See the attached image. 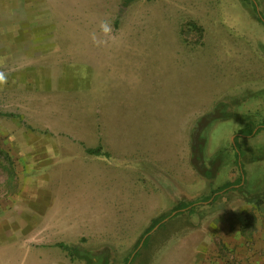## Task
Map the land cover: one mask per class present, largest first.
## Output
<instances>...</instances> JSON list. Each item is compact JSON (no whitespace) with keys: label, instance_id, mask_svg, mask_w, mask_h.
<instances>
[{"label":"rangeland","instance_id":"1","mask_svg":"<svg viewBox=\"0 0 264 264\" xmlns=\"http://www.w3.org/2000/svg\"><path fill=\"white\" fill-rule=\"evenodd\" d=\"M259 13L264 0H0V44L39 34L52 55L23 74L0 50V264H86L60 243L108 264H213L235 213L255 215L235 180L264 191ZM103 20L116 40L96 46ZM214 108L225 116L201 134L204 163H218L206 178L191 145Z\"/></svg>","mask_w":264,"mask_h":264},{"label":"crops","instance_id":"2","mask_svg":"<svg viewBox=\"0 0 264 264\" xmlns=\"http://www.w3.org/2000/svg\"><path fill=\"white\" fill-rule=\"evenodd\" d=\"M10 30V29H8ZM19 30V29H18ZM12 31H10L11 33ZM15 32V31H14ZM13 32V33H14ZM17 33V32H16ZM39 34L25 39L23 41L24 45L20 48H15L12 43H7L5 45L0 44V50H15L17 51L15 56L19 60L16 64H19L23 67L20 71L23 74H27L28 67H38L43 65V60L47 56L46 60H52V55L49 52H44V45L40 44ZM28 41H34L33 43ZM22 45V44H21ZM53 46V45H52ZM51 46V47H52ZM50 48V46H46ZM54 49V46L52 47ZM11 53V51H10ZM12 55V54H11ZM50 56V58H48ZM49 62V61H48ZM52 62V61H50ZM45 63V62H44ZM53 65V63H51ZM37 70V69H36ZM31 72V71H30ZM29 73V72H28ZM40 107V106H38ZM48 113L47 109L42 113ZM50 113V112H49ZM52 113V112H51ZM40 114V113H39ZM20 160L18 161V163ZM32 162H35L32 160ZM41 166V162H37ZM60 163H58L59 165ZM22 166L20 167L22 172ZM40 177H45V172L47 170H40ZM58 177H62L63 174H70L69 171L57 172ZM60 173V174H59ZM56 174V173H55ZM61 175V176H60ZM43 181V180H42ZM44 183L48 187L53 189L51 184H48L47 180H44ZM262 193V192H261ZM55 202V197H53V203ZM52 204V202H51ZM248 208L251 209V203H248ZM257 205V204H256ZM247 209L246 205L243 207ZM237 218L234 220L233 226L235 228L231 230L228 229V232L225 235L219 237V247L217 252H215L213 258V264H264V198L261 199L259 204L256 206L255 215H247L248 218L244 217L241 214L235 213ZM245 218V219H244Z\"/></svg>","mask_w":264,"mask_h":264},{"label":"trees","instance_id":"3","mask_svg":"<svg viewBox=\"0 0 264 264\" xmlns=\"http://www.w3.org/2000/svg\"><path fill=\"white\" fill-rule=\"evenodd\" d=\"M225 114L218 112V109L214 108L212 111H210L207 114H204L203 116H201L195 125V133H194V137H193V142L191 145V156H192V161L193 164H195V168L197 169L198 173L206 178H213L216 175V172L218 171V163L213 162L210 164V166H207L204 163L203 160V148L205 145V140L202 137V131L207 127V125L219 118L224 117ZM239 132L244 135V136H249L253 133V129H251L248 126H244L243 128H241L239 130ZM235 144V148H236V155L241 156L242 152L240 151V146L238 141H234ZM88 154H92V155H99L101 154L100 151V147H96L95 149H91V148H87L85 150ZM257 159H264V156L262 157H257ZM241 169L243 170V167L241 166ZM245 182L244 179V172L243 175L239 176L236 180H235V184L239 185L238 190L242 193L243 198L245 199L246 202L248 203H255V204H259V202L261 201L262 198H264V191L262 193L259 194H249L248 192L245 191L243 184ZM231 186V183H225L224 185H222L221 187H219L218 190H223L227 187ZM218 196L213 197V201H215L217 199ZM212 197L209 196L207 201L210 200ZM212 201V202H213ZM192 205V203H187V204H182L179 205L178 207H190ZM193 208H190L189 211H192ZM167 217H160L156 220L153 221V223L151 224V226L146 230L145 233H148L154 226H156L158 223H160L163 219H165ZM160 227H162V224L159 225ZM158 226V227H159ZM150 239V236H147L144 241H143V245H145ZM62 250L66 251L68 256L70 257V259H80V260H84V262L86 264H108V257L106 252L104 251H99L97 253H92L89 251H85L81 248L75 247V246H69V245H65L60 243L58 245Z\"/></svg>","mask_w":264,"mask_h":264},{"label":"clouds","instance_id":"4","mask_svg":"<svg viewBox=\"0 0 264 264\" xmlns=\"http://www.w3.org/2000/svg\"><path fill=\"white\" fill-rule=\"evenodd\" d=\"M100 31L102 33L101 37H98L97 33L93 32L91 34V40L93 44L96 46H102L109 42H115L116 35L114 33V29L111 21L103 20L100 22ZM7 83V75L5 72L0 71V85H4Z\"/></svg>","mask_w":264,"mask_h":264},{"label":"water","instance_id":"5","mask_svg":"<svg viewBox=\"0 0 264 264\" xmlns=\"http://www.w3.org/2000/svg\"><path fill=\"white\" fill-rule=\"evenodd\" d=\"M259 17H260V19H261L262 21H264V20L261 18L260 13H259ZM174 213H175V212H173L172 215H173ZM167 218H168V217H167ZM167 218L163 219L160 223H158L156 226H154V227H153L148 233H146V234L144 235V237L142 238V240L140 241L139 246L142 245L144 239H145V238H146L151 232H153L156 228H158V226H159L161 223H163L164 221H166Z\"/></svg>","mask_w":264,"mask_h":264}]
</instances>
